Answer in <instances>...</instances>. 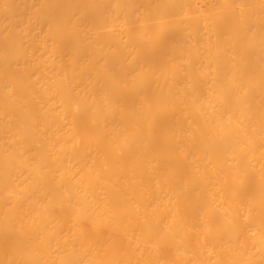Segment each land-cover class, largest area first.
<instances>
[{"label":"bare ground","instance_id":"6f19581e","mask_svg":"<svg viewBox=\"0 0 264 264\" xmlns=\"http://www.w3.org/2000/svg\"><path fill=\"white\" fill-rule=\"evenodd\" d=\"M0 264H264V0H0Z\"/></svg>","mask_w":264,"mask_h":264}]
</instances>
